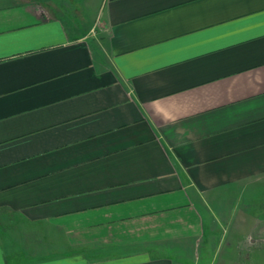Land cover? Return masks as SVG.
I'll list each match as a JSON object with an SVG mask.
<instances>
[{
	"label": "crops",
	"instance_id": "1",
	"mask_svg": "<svg viewBox=\"0 0 264 264\" xmlns=\"http://www.w3.org/2000/svg\"><path fill=\"white\" fill-rule=\"evenodd\" d=\"M263 178L264 0H0V264H197Z\"/></svg>",
	"mask_w": 264,
	"mask_h": 264
},
{
	"label": "rangeland",
	"instance_id": "2",
	"mask_svg": "<svg viewBox=\"0 0 264 264\" xmlns=\"http://www.w3.org/2000/svg\"><path fill=\"white\" fill-rule=\"evenodd\" d=\"M244 191V192H243ZM231 196L225 211L215 212L197 264H264V178L252 180Z\"/></svg>",
	"mask_w": 264,
	"mask_h": 264
}]
</instances>
